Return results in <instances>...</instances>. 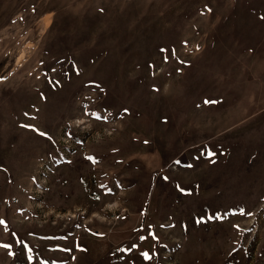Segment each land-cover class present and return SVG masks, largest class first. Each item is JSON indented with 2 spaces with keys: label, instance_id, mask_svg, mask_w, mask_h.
<instances>
[{
  "label": "rangeland",
  "instance_id": "374dc122",
  "mask_svg": "<svg viewBox=\"0 0 264 264\" xmlns=\"http://www.w3.org/2000/svg\"><path fill=\"white\" fill-rule=\"evenodd\" d=\"M0 221V264H264V0H0Z\"/></svg>",
  "mask_w": 264,
  "mask_h": 264
},
{
  "label": "snow or ice",
  "instance_id": "6c2138e0",
  "mask_svg": "<svg viewBox=\"0 0 264 264\" xmlns=\"http://www.w3.org/2000/svg\"><path fill=\"white\" fill-rule=\"evenodd\" d=\"M210 218H212V217H210ZM0 223H3V221H0Z\"/></svg>",
  "mask_w": 264,
  "mask_h": 264
}]
</instances>
